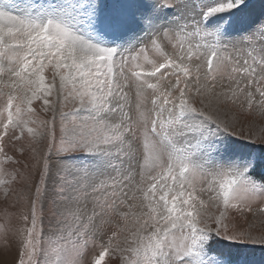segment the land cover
<instances>
[{
  "label": "snow or ice",
  "instance_id": "6c2138e0",
  "mask_svg": "<svg viewBox=\"0 0 264 264\" xmlns=\"http://www.w3.org/2000/svg\"><path fill=\"white\" fill-rule=\"evenodd\" d=\"M0 264H264V0H0Z\"/></svg>",
  "mask_w": 264,
  "mask_h": 264
}]
</instances>
